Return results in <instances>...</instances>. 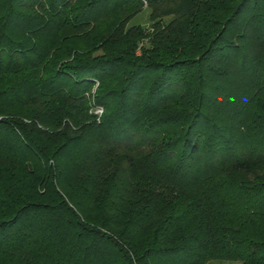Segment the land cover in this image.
I'll return each mask as SVG.
<instances>
[{
    "label": "trees",
    "instance_id": "trees-1",
    "mask_svg": "<svg viewBox=\"0 0 264 264\" xmlns=\"http://www.w3.org/2000/svg\"><path fill=\"white\" fill-rule=\"evenodd\" d=\"M210 261L264 264V0H0V264Z\"/></svg>",
    "mask_w": 264,
    "mask_h": 264
},
{
    "label": "rangeland",
    "instance_id": "rangeland-1",
    "mask_svg": "<svg viewBox=\"0 0 264 264\" xmlns=\"http://www.w3.org/2000/svg\"><path fill=\"white\" fill-rule=\"evenodd\" d=\"M92 114L99 117L101 114V109L94 108L91 110ZM207 264H236V262H217V261H210Z\"/></svg>",
    "mask_w": 264,
    "mask_h": 264
}]
</instances>
